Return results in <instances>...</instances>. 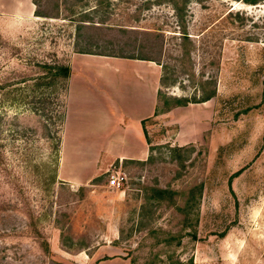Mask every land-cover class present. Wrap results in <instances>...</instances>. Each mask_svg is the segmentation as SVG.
Returning a JSON list of instances; mask_svg holds the SVG:
<instances>
[{
	"label": "rangeland",
	"instance_id": "374dc122",
	"mask_svg": "<svg viewBox=\"0 0 264 264\" xmlns=\"http://www.w3.org/2000/svg\"><path fill=\"white\" fill-rule=\"evenodd\" d=\"M39 1L47 16L0 13V78L34 73L35 61L69 64L74 54L100 55L75 60L71 107L75 114L78 93L82 128L100 119V106L132 102L133 85L118 72H131L124 61L142 59L128 55L139 53L149 32L163 35L161 61L177 63L181 21L169 1L147 7L145 0H110L106 12H96L88 0L84 10L93 23L79 21L70 0ZM184 8L194 44L185 71L159 83L161 65L145 59L153 67L151 85L158 78L162 93L157 113L144 121L143 159L101 158L89 179H60L54 168L61 148L57 154L54 139L40 138L42 120L28 107L32 96L64 99V80L32 78L1 90L0 110L18 113V122L37 132H0V264H120L115 257L125 264H264V0H186ZM213 86L212 97L195 100ZM172 95L190 100L174 106ZM99 145L102 156L112 155L110 141ZM67 147L74 152L72 143ZM72 162L90 165L92 157ZM111 173L121 176L119 186L109 185ZM96 249L94 263L87 254Z\"/></svg>",
	"mask_w": 264,
	"mask_h": 264
},
{
	"label": "crops",
	"instance_id": "0c3cea01",
	"mask_svg": "<svg viewBox=\"0 0 264 264\" xmlns=\"http://www.w3.org/2000/svg\"><path fill=\"white\" fill-rule=\"evenodd\" d=\"M6 12L29 15L30 13L34 12V3L32 0H0V13ZM78 56H82L80 57V59H85V56H97L95 57L97 58V60H99L98 57H100V55L93 54H74L70 58L69 64L71 67V73L68 78L66 110L62 128V146L59 165L57 169V176L58 178L67 180L72 184L81 183L89 179L94 173H96L97 169L95 168L97 167V165L99 166L101 158L105 159L114 157L118 159H143L146 157V155L148 154V146L144 136L142 119L151 116L154 112L158 81V78H155L154 85H151L150 76L152 77L151 70L153 67L149 61L145 59H128L127 61H124L123 68L129 69L131 70V72L127 74L125 71L119 70L118 79L120 80L125 78L127 81V85H133L130 88L133 92H135V96L137 97L142 95L145 98H141V100L136 101V97L134 96V99L128 107H125L123 103V106L112 105L109 109L107 107L105 108L104 106H100V119H94L89 126L82 128V123L85 117L83 116V102L78 93L76 94L77 97H75V114H72L71 107L73 95L71 93V86L72 82L79 75V70H76V61L80 60L76 59ZM140 67H144V69L142 68L143 70H138L137 68ZM94 74L100 76L105 83H111V81L109 80L110 78L107 77L108 75L105 72L103 73V70L97 69L95 70ZM130 74L133 76V78L130 76ZM142 91H144V94L142 93ZM118 94L119 93H117L116 95ZM116 95L111 97L115 98ZM120 97L124 98V95ZM71 126L73 129H70ZM84 131H88L89 133L85 134L83 133ZM99 136H102V139H99ZM104 141L111 142V148H108L106 152H111L112 155H109V153H106L103 156L101 155L99 144L100 142L104 143ZM69 142L72 143L74 151L70 155H68L67 147V143ZM86 142L87 144L85 145L84 143ZM95 150H97L96 153H94ZM83 151L87 152L88 155L83 153ZM89 151L91 153L90 155L88 153ZM78 156H91L92 162L90 163V165L86 162L82 166L78 165L77 162H72V160L76 159ZM95 159H97V161ZM89 169H91L92 172H88ZM96 253L97 249L87 254L89 261L94 262ZM114 259L117 260V263L125 264L124 258L115 257L110 260Z\"/></svg>",
	"mask_w": 264,
	"mask_h": 264
},
{
	"label": "trees",
	"instance_id": "16d2710c",
	"mask_svg": "<svg viewBox=\"0 0 264 264\" xmlns=\"http://www.w3.org/2000/svg\"><path fill=\"white\" fill-rule=\"evenodd\" d=\"M33 3L36 5L35 9H34V14L36 15H42V16H47L48 13L44 10H41L40 8H38L40 1L39 0H32ZM68 0H61V3H67ZM164 1H169L173 8L175 9V14L176 16L179 18V20L181 21V23H178L179 26V40L176 41L174 44L175 46L177 45V49H179L180 51L177 52L174 56H172L177 63H174L173 65L168 64L165 61H161V55H162V38L163 35L162 33H159L160 31H157L156 33H151L149 32L152 36H153V40L151 35H149L147 38L148 43H144L140 45V50L138 54H129L128 56L130 57H135V58H142V59H149V60H154L157 63H159L162 67L161 70V74H160V78H159V83H164L165 81H167L168 79H170V77L172 76V74H174V72L181 70V71H185V69L183 68L184 66V61L185 59H188L190 61L191 60V47L194 45L192 39L190 38L191 36L189 35L188 29L184 23V12H185V8H184V4L186 2V0H181L183 3H180V0H145L144 4L145 6L149 7L152 3H162ZM245 2L248 3H256L258 1L261 0H244ZM94 5L91 6L90 9H92V11H102V12H106L109 7V3L110 0H94ZM88 4V0H70L69 6H71L72 10L73 7L72 6H78L79 10L77 12H79V21L83 22V21H89L91 23H93V21L91 19H89V15L88 13H86L87 11H85L84 9L87 8L85 7ZM57 7L59 5V2H56L55 4ZM137 17V15H136ZM179 21V22H180ZM101 22V21H100ZM90 23V24H91ZM83 24V23H81ZM81 24H78V26H80ZM84 24H88V23H84ZM121 27V31H126L127 30V26H119ZM148 33V34H149ZM158 38H160V41L158 40ZM134 40V39H133ZM135 42V41H133ZM133 44V43H132ZM134 45V44H133ZM132 45V46H133ZM136 45H134L135 47ZM147 49H145V48ZM144 48V49H143ZM78 51L81 52H94V53H100V54H106L103 52H96V51H91L89 48H80L77 49ZM145 50V51H144ZM152 52H156V53H152ZM123 56V55H122ZM34 64L36 65V67L33 69H30L31 74H24L23 71H20L18 75H16L15 77H6V78H0V93L1 90L10 86L11 85V90H13L14 88H19L18 86H14L19 82H23L25 80L28 79H32V78H40V79H45V78H61L64 80V88L68 87V77L70 76L71 73V67L68 63H51L48 61H35ZM205 80L201 79L200 84L202 85V83H204ZM10 90L9 88L6 89L4 91V94H10ZM216 92V88L215 86H213L211 89H209L200 99H195L197 101H203V100H207L210 97H212ZM161 89L158 88L157 90V95L159 97V95H161ZM15 96V95H14ZM171 99L174 103V106L177 105H183L188 103V101L190 100L189 97L187 95H172ZM29 102L32 103L31 106H29V110L31 112H33L34 114L38 115L41 120H42V125H43V131L42 134L40 136V138H50L51 140L54 139L53 143H52V150L55 151V153L58 154V152L60 151L61 148V131H62V127H63V123H64V115H65V110H66V94L64 93V99L60 100V95H42V96H32L29 99ZM169 102V101H168ZM52 104H54V106L52 107ZM62 107V109H61ZM157 113V108L155 106V110H154V114ZM11 117V119L9 120V118ZM55 116L58 118V122L53 121V119L55 118ZM18 113H13L12 115H9L7 111L4 110H0V132L7 130L9 132H15V133H19L21 132L22 135L24 136H28L29 132L30 133H35L37 132V129L31 126H26V125H21L17 118H18ZM149 118L146 117L144 119H142V126H143V131L144 134L146 135V131H145V127H144V121ZM45 133V134H44ZM14 134V133H13ZM20 134V133H19ZM14 146V145H13ZM26 146L24 147V153H25V149ZM18 151V148H16ZM21 151H19L20 153ZM23 153V152H22ZM4 155L3 151L0 150V163L2 162V157L1 155ZM149 158V157H148ZM4 163V162H3ZM58 166V158L57 161L55 163V172ZM56 176V174H55ZM201 185V184H200ZM162 192L165 191V189H159ZM176 264H183L182 261L177 260Z\"/></svg>",
	"mask_w": 264,
	"mask_h": 264
},
{
	"label": "built area",
	"instance_id": "2783aa9c",
	"mask_svg": "<svg viewBox=\"0 0 264 264\" xmlns=\"http://www.w3.org/2000/svg\"><path fill=\"white\" fill-rule=\"evenodd\" d=\"M121 183V176L118 173H111L109 178V185L119 186Z\"/></svg>",
	"mask_w": 264,
	"mask_h": 264
}]
</instances>
